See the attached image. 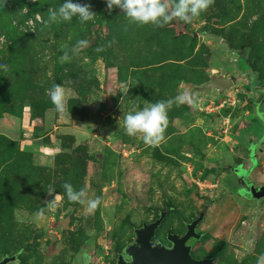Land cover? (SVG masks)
Segmentation results:
<instances>
[{
	"label": "rangeland",
	"instance_id": "rangeland-1",
	"mask_svg": "<svg viewBox=\"0 0 264 264\" xmlns=\"http://www.w3.org/2000/svg\"><path fill=\"white\" fill-rule=\"evenodd\" d=\"M63 2L0 0V65L8 67L0 68V257L27 247L20 264H68L86 244L93 264H111L133 229L153 218L151 209L172 206L158 230L164 239L170 227L184 232L183 222L198 215L204 198L227 190L198 225L204 234L193 241V255L218 256L217 264H258L264 202L253 205L258 201L249 197L255 181L264 182V155L255 168L231 163L233 188L224 171H216L243 150V129L258 128V100L249 99L240 82L247 79L245 67L250 77L264 79V0H215L191 23L163 28L131 23L122 12L104 14V4L90 0L73 2L91 4L93 21L73 17L45 26L37 19L39 13L47 21V10ZM202 31L224 39L217 44ZM84 39L90 46L73 55ZM228 43L236 48L229 58ZM65 51L70 62L61 60ZM232 63L244 67L234 86L223 93L198 88L220 74L231 76ZM57 83L69 97L64 114L48 95ZM177 96L185 101L168 111L159 145L126 134L127 113ZM65 182L85 189V201L101 197V205L88 212L69 201ZM53 199L55 210L48 211L45 202Z\"/></svg>",
	"mask_w": 264,
	"mask_h": 264
},
{
	"label": "clouds",
	"instance_id": "clouds-1",
	"mask_svg": "<svg viewBox=\"0 0 264 264\" xmlns=\"http://www.w3.org/2000/svg\"><path fill=\"white\" fill-rule=\"evenodd\" d=\"M37 0H32L36 3ZM215 0H106L107 11L109 14L114 8L120 9L124 16L128 18L131 23L139 25L151 24L158 28H163L172 22H183L184 24L191 23L192 20L201 13L206 12L210 6L214 5ZM23 11L27 13L28 7H23ZM48 20L43 21L36 14L37 19L48 26L51 23L71 22L73 17H78L81 23L93 21L96 13L92 10L91 4L74 3L73 0H64L58 9L48 10ZM31 24L32 22L29 21ZM2 39V38H0ZM91 42L87 39L78 40L72 47L70 52L73 55H78L80 51L89 47ZM97 48V51H101ZM72 56L69 51H65L61 57L62 62H70ZM4 71L8 70L7 65H0ZM125 88L126 85H121ZM48 95L52 105L57 113L68 112L69 97L62 84H53L48 90ZM185 101L184 96H177L167 100L156 101L149 103L140 110H133L124 116V130L129 136H141L143 142L149 146H157L165 140V132L169 124L168 111L174 104L177 106ZM62 187L69 201L79 203L86 207L88 212H94L102 203L101 197L97 196L93 199L85 201V189L76 190L71 183L65 182ZM55 190L50 187L49 192ZM48 211L55 210L54 199L45 202ZM45 207L39 209L38 214L43 216ZM264 260V254L258 259V264Z\"/></svg>",
	"mask_w": 264,
	"mask_h": 264
},
{
	"label": "water",
	"instance_id": "water-1",
	"mask_svg": "<svg viewBox=\"0 0 264 264\" xmlns=\"http://www.w3.org/2000/svg\"><path fill=\"white\" fill-rule=\"evenodd\" d=\"M118 12H121V10L118 9ZM239 76L240 74L234 77L220 74L215 79L208 81L205 85L198 88H215L219 93H223V91L234 86V78L240 79ZM241 83L254 93L261 95V99L256 103L254 111L257 117L255 123L258 124V128L255 130H253V128L252 131L245 133L243 132L245 138L242 140L243 150L240 152L242 156L241 165L244 169H248V167L255 168L264 155V110H261L264 104V81L257 83V77L253 76L243 80ZM245 101L247 102V100ZM257 183L259 184L257 188L254 189L255 196L252 194L249 197L252 203L264 200V182ZM226 195H228L227 190L223 191L219 196L209 197L205 205V210L209 204H217L226 197ZM165 214V210L160 211L159 217L156 220L150 223H144L142 227L136 228L134 230L133 242L127 244L123 248V254L118 255L115 264H216L217 257L198 259L191 254L193 241H197L203 236L202 233L197 232L196 225L202 220L204 212L201 213L198 218L187 224L186 231L182 236L177 234H169L167 236V241L171 244L170 247H168L167 244L152 240L155 230L160 225ZM68 225L69 218L66 217L64 220V227L67 228ZM18 254V252L13 255L6 254L0 259V264L19 263ZM92 255L91 247L88 245L83 246L80 249L79 261H73L72 264H92Z\"/></svg>",
	"mask_w": 264,
	"mask_h": 264
},
{
	"label": "flooded vegetation",
	"instance_id": "flooded-vegetation-1",
	"mask_svg": "<svg viewBox=\"0 0 264 264\" xmlns=\"http://www.w3.org/2000/svg\"><path fill=\"white\" fill-rule=\"evenodd\" d=\"M217 36V37H216ZM215 36V40H216V43L217 44H219L221 41H222V38L224 37V36H222V35H216ZM224 39V38H223ZM233 49H236V48H232L230 45H229V43H228V49H226V51H227V53H228V56L230 57V55H231V53H233ZM248 60H249V58H248ZM249 62L251 63V61L249 60ZM244 68V67H243ZM243 68L241 67V66H238V65H236V71L232 74V77H234V76H237L238 74H240V73H242L243 72ZM245 69V75L247 76V78H249L251 75L247 72V67H245L244 68ZM257 73V72H256ZM244 75V76H245ZM245 76V77H246ZM257 83H259V82H261V81H264V79L262 78V79H259V76H258V74H257ZM245 87V86H244ZM246 88V87H245ZM246 89H248V88H246ZM249 91H250V97H249V99L251 98V97H254V98H256V100H260L261 99V95H259V94H257V93H254L253 91H251L250 89H248ZM247 100V99H246ZM258 101L256 102V103H258ZM247 103H250L251 105H253V103L252 102H250V100H247ZM256 103H255V105L253 106V108H254V111H255V106H256ZM260 108V107H259ZM261 110H264V104H263V106L261 107ZM255 121H256V118H255V112H254V123H253V125L255 124ZM253 125H251L249 128L251 129V127L253 126ZM247 129V128H246ZM246 129H243V131L240 133V136L243 134V132H244V130H246ZM237 151H238V148H237ZM215 160V159H214ZM225 161H229V163L227 164ZM238 162L239 164H241L240 162H242V156H241V153L238 151L237 152V157L236 158H233V159H227V158H225L222 162L224 163V165H225V167L223 168V169H218L216 172H223L224 171V180H225V183L227 184V187H229L230 186V188H233V187H231V181L233 180L232 178L234 177V173H233V171H232V169H231V163H233V162ZM230 164V165H229ZM246 170V169H245ZM255 181V180H254ZM256 183L257 182H261V181H255ZM253 192V191H252ZM222 194V193H221ZM231 195L233 196V198H235V200H236V197H235V193H233V192H231ZM199 196V198H204V196H202V195H198ZM219 196V195H218ZM212 197H216V196H212ZM211 197V198H212ZM209 199V197L208 198H204L202 201H201V205H202V210L198 213V215L197 216H195L194 218H191L190 219V221H188V222H183V225H184V227H185V230H184V232H182V233H178V232H175L171 227L170 228H168L167 230H166V233H165V235H164V239H160V238H158V230H159V228L161 227V225H162V223H163V221L166 219V217H167V215L169 214V211L170 210H172V206H167V207H164L163 209H159V208H155V209H151L152 210V213H153V218L150 220V221H148V222H143L139 227H136V228H140V227H142L143 226V224L144 223H150V222H152V221H154V220H156L158 217H159V212L160 211H163V210H165L166 211V214H165V216H164V218H163V220L161 221V223H160V225L158 226V228L155 230V234H154V236H153V238H152V240L153 241H156V242H161L162 244H167L168 245V247H170L171 246V244L170 243H168V241H167V236L169 235V234H177V235H179V236H182L184 233H185V231H186V226H187V224L188 223H190L192 220H194V219H196V218H198L199 216H200V214L201 213H203L204 212V216H203V218H202V220L196 225V230H197V227H198V225L203 221V219L205 218V215L207 214V212L209 211V209H210V207L212 206V205H215V204H209L208 206H207V208H206V210H205V205H206V202H207V200ZM261 201H263L264 202V200H259L257 203H255V204H253L252 202V204L253 205H257L259 202H261ZM219 203V202H218ZM243 204H246V203H243ZM136 228H134L133 229V238H134V230L136 229ZM197 232H199L198 230H197ZM199 233H202V232H199ZM202 234H204V233H202ZM203 237V236H202ZM133 238H132V240L130 241V243H132L133 242ZM31 242V241H30ZM127 244H129V243H126L123 247H122V249L119 251V252H117L116 253V259H115V261L113 262V263H111V264H115V262H116V260H117V257H118V255L119 254H123V248L127 245ZM194 242H193V246H192V248H191V254H192V256L193 257H195L194 255H193V247H194ZM83 246H86V244H81L79 247H78V256L80 255V249L83 247ZM88 246H90V245H88ZM91 247V246H90ZM21 251V252H20ZM27 251V247H21V248H18L17 250H15L14 252H12V253H5L2 257H0V259L1 258H3L6 254H9V255H13L14 253H16V252H18L19 254H18V258H19V260H20V262H21V256H22V254L24 253V252H26ZM91 251H92V253H93V255H92V264H93V256H94V251L92 250V248H91ZM206 257H217L218 258V256H213V255H211V256H206ZM195 258H198V257H195ZM201 258H205V257H201ZM201 258H198V259H201ZM219 259V258H218ZM218 259H217V261H218ZM73 261H79V257H78V259H73L72 260V262ZM217 261H216V264H217ZM20 262L19 263H16V262H13V264H20ZM72 262L71 263H68V264H72Z\"/></svg>",
	"mask_w": 264,
	"mask_h": 264
},
{
	"label": "trees",
	"instance_id": "trees-1",
	"mask_svg": "<svg viewBox=\"0 0 264 264\" xmlns=\"http://www.w3.org/2000/svg\"><path fill=\"white\" fill-rule=\"evenodd\" d=\"M90 1H95V2H99V3H103L104 4V14H109V12L107 11V6H106V0H90ZM111 14H118V11L114 10L111 12ZM205 35H208L210 37L215 38L214 34L209 33L208 31H202ZM243 86H245L244 84H242ZM219 163V162H218ZM225 167V166H223ZM219 169H223L222 167H219Z\"/></svg>",
	"mask_w": 264,
	"mask_h": 264
},
{
	"label": "crops",
	"instance_id": "crops-1",
	"mask_svg": "<svg viewBox=\"0 0 264 264\" xmlns=\"http://www.w3.org/2000/svg\"><path fill=\"white\" fill-rule=\"evenodd\" d=\"M227 54H228V53H227ZM227 58H229V56H228V55H227ZM232 65H234V67H235L234 69H235V71H236V65H235V64H233V63H232ZM223 76H224V75H223ZM231 77H232V75H231ZM240 83H241V82H240ZM227 154H230V153H227ZM228 156H229V155H228ZM221 157H222V156H221ZM219 159H220V157H219V158H217V159H215V160H219Z\"/></svg>",
	"mask_w": 264,
	"mask_h": 264
}]
</instances>
